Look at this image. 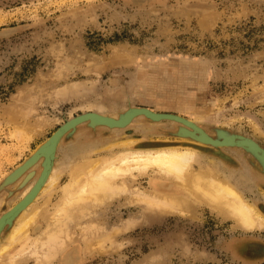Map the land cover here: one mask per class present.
Masks as SVG:
<instances>
[{"label": "rangeland", "instance_id": "1", "mask_svg": "<svg viewBox=\"0 0 264 264\" xmlns=\"http://www.w3.org/2000/svg\"><path fill=\"white\" fill-rule=\"evenodd\" d=\"M9 28L18 30L0 34V186L90 104L113 112L134 105L197 115L202 125L254 137L264 146V0H0V33ZM121 48L136 62H115ZM28 124L41 125L31 139L17 130ZM81 129L90 132L86 125ZM176 129L171 122L143 120L123 134L99 128L87 136L80 132L77 142L67 137L59 161L65 182L82 153L113 157L123 148L101 147L127 138L174 140ZM224 153H209L202 162L237 181L264 212L259 163L240 149ZM151 177L137 178L132 187L148 188ZM105 216L108 226L98 236L110 231L118 249L83 253L78 264H264V253L250 252L264 246V229L240 228L204 204L190 216H157L120 198ZM83 243L75 245L83 251Z\"/></svg>", "mask_w": 264, "mask_h": 264}, {"label": "bare ground", "instance_id": "2", "mask_svg": "<svg viewBox=\"0 0 264 264\" xmlns=\"http://www.w3.org/2000/svg\"><path fill=\"white\" fill-rule=\"evenodd\" d=\"M17 30L9 28L0 34L10 35ZM115 55V62H136L122 48ZM83 107L84 113L67 120L0 186V264H19L33 258L35 264H54L62 252L60 264H78L83 253L116 251L119 246L110 231L106 230L103 238L98 235L101 227L108 226L105 212L120 198L125 204L145 205L157 216H190L195 206L204 204L240 228L264 229L263 210L247 200L238 182L202 162L209 153L222 158L226 156L224 150L240 149L259 163L264 174V146L256 138L223 128L212 129L202 125L197 115L187 118L134 105L118 112L97 104ZM143 120L155 126L176 124L177 129L170 133L176 139L167 136L142 143L127 138L101 147L102 151L122 147V154L113 157L82 153L70 167V177L65 182L66 169L60 167L59 161L67 137L75 136L77 142L80 132L87 136L99 128L123 134L136 121ZM38 124L17 126V130L31 139L39 133ZM83 125L90 132L81 129ZM147 129L155 133L153 126ZM148 174L152 175L148 188L132 187V182ZM58 189L62 192L52 204ZM45 196L47 200L42 202ZM127 228L126 224L122 230ZM78 241L84 242L83 251L75 245ZM256 247L250 252L264 253L263 245Z\"/></svg>", "mask_w": 264, "mask_h": 264}]
</instances>
